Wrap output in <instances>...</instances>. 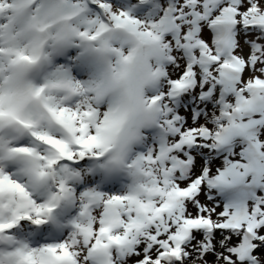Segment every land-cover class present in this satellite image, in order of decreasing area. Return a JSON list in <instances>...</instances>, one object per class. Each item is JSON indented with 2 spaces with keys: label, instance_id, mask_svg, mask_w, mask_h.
<instances>
[{
  "label": "snow or ice",
  "instance_id": "obj_1",
  "mask_svg": "<svg viewBox=\"0 0 264 264\" xmlns=\"http://www.w3.org/2000/svg\"><path fill=\"white\" fill-rule=\"evenodd\" d=\"M0 264H264V0H0Z\"/></svg>",
  "mask_w": 264,
  "mask_h": 264
},
{
  "label": "bare ground",
  "instance_id": "obj_2",
  "mask_svg": "<svg viewBox=\"0 0 264 264\" xmlns=\"http://www.w3.org/2000/svg\"><path fill=\"white\" fill-rule=\"evenodd\" d=\"M199 92V88H197L196 93ZM196 93L193 94H188L187 98H182L180 102V107H181V114L185 116L186 119L191 122V118L194 117L197 114H203L204 112H208L209 115L212 113L213 106L212 104H207V107L205 108L204 105L200 104V102L196 99ZM211 126V124H209ZM137 150H140L139 148ZM207 159L212 160L214 157L209 156ZM223 161H221L222 163ZM118 184L120 185L116 190L113 192L116 194H123L124 192L127 191V186L130 183L129 179L127 176H120L118 179H116ZM115 181V180H114ZM102 188V184L100 185ZM103 189V188H102ZM106 191V190H105ZM214 199L217 204L222 205L224 203L223 197L218 198V195H216L213 192Z\"/></svg>",
  "mask_w": 264,
  "mask_h": 264
},
{
  "label": "rangeland",
  "instance_id": "obj_3",
  "mask_svg": "<svg viewBox=\"0 0 264 264\" xmlns=\"http://www.w3.org/2000/svg\"><path fill=\"white\" fill-rule=\"evenodd\" d=\"M200 116H201V118L199 120V123H204V116H203V114H201ZM116 181L117 180L111 181V182H106V183L102 184L103 190H106V191L109 190V189H111L112 191L116 190L120 186L118 184V182H116ZM218 198H220V197L218 196Z\"/></svg>",
  "mask_w": 264,
  "mask_h": 264
}]
</instances>
